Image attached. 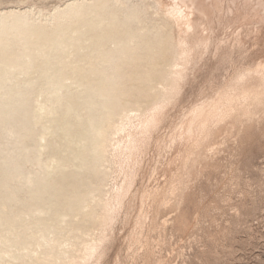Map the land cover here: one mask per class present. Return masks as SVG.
I'll list each match as a JSON object with an SVG mask.
<instances>
[{
    "label": "bare ground",
    "instance_id": "obj_1",
    "mask_svg": "<svg viewBox=\"0 0 264 264\" xmlns=\"http://www.w3.org/2000/svg\"><path fill=\"white\" fill-rule=\"evenodd\" d=\"M234 138L264 141V0H0V264H100L138 192L129 245L161 264L159 215Z\"/></svg>",
    "mask_w": 264,
    "mask_h": 264
},
{
    "label": "rangeland",
    "instance_id": "obj_2",
    "mask_svg": "<svg viewBox=\"0 0 264 264\" xmlns=\"http://www.w3.org/2000/svg\"><path fill=\"white\" fill-rule=\"evenodd\" d=\"M198 86L200 81L186 88L180 100L182 102L162 120L157 135L167 137L175 130L185 109L196 100L193 94ZM151 143L144 153L146 158L143 157L140 178H137L135 189L139 191L146 186L151 188L155 183L157 185L164 178L160 165L167 152L159 153L158 145L154 141ZM218 145L215 146L219 148L216 156L220 157L221 163L214 168H202L201 175L191 179L187 205H181L179 209L168 205L159 215L160 221H166L165 229L158 232V240H162L156 239L158 233L155 231L152 239L154 256L161 259V264H264V141L255 138L251 144H246L234 138L226 146ZM139 197L138 192L127 216L121 215L115 224L110 246L100 264H115L117 260L121 264H148L145 247L138 246L135 251L129 245ZM151 217L152 214H149L145 218V222L149 223H145L144 230L149 226ZM173 218L178 219L173 221ZM156 241L158 244H155Z\"/></svg>",
    "mask_w": 264,
    "mask_h": 264
}]
</instances>
